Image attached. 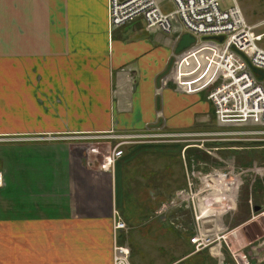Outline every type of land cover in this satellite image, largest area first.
Listing matches in <instances>:
<instances>
[{"label":"crops","instance_id":"0c3cea01","mask_svg":"<svg viewBox=\"0 0 264 264\" xmlns=\"http://www.w3.org/2000/svg\"><path fill=\"white\" fill-rule=\"evenodd\" d=\"M175 35L139 21L110 30L107 0H0V264H111L113 242L130 264H264V155L253 173L251 162L221 170L208 164L220 155H175L179 199L141 203L146 213L125 209L123 156L104 165L119 139L218 126L202 91L158 86ZM231 181L228 204L210 207L218 252H193L189 209L218 201L203 183ZM113 212L125 230L113 232Z\"/></svg>","mask_w":264,"mask_h":264},{"label":"built area","instance_id":"2783aa9c","mask_svg":"<svg viewBox=\"0 0 264 264\" xmlns=\"http://www.w3.org/2000/svg\"><path fill=\"white\" fill-rule=\"evenodd\" d=\"M229 1L232 5L221 10L219 0H107L108 28L139 21L145 31L176 34L174 42L181 34H189L194 44L178 54L171 53L169 70L159 79L158 86L164 87L169 82L176 91L184 93L207 89L205 99L211 105L218 126L264 128V76L259 79L251 71L253 68L264 72V49L256 45L261 35L254 34L253 27L244 21L236 0ZM215 37H221V41L211 39ZM121 145L115 144L104 157V165L109 166L110 171L122 155ZM192 175L191 171L190 174L185 172L186 189L179 191L185 199L184 195L191 194ZM232 183H203L202 188L218 185L215 190L218 201L210 199L209 208L203 210L193 207L192 233L188 238L193 252H218L224 236L219 230L217 215L210 207L228 204L226 191ZM260 214L264 217V209ZM206 218L210 221L208 225L203 224ZM125 229V223L113 212V232ZM128 255L125 246L113 242L111 264H130ZM232 258L237 264H250L244 256L237 257L238 262L234 256Z\"/></svg>","mask_w":264,"mask_h":264},{"label":"rangeland","instance_id":"374dc122","mask_svg":"<svg viewBox=\"0 0 264 264\" xmlns=\"http://www.w3.org/2000/svg\"><path fill=\"white\" fill-rule=\"evenodd\" d=\"M236 4L237 7L239 6L238 8L244 21L253 27L254 34L261 35V39L256 45L264 49V0H236ZM218 5L221 10H224L231 6L232 3L229 0H219ZM170 84L175 88L174 84ZM206 90H203L204 96ZM205 126L203 129H189L186 135L178 136L156 132L148 136L116 141L122 143L119 147L122 155L138 147V144L141 143L148 144L147 146H160L164 149L161 153L152 151L153 149L138 150L135 154L136 159L122 166V195L126 206L125 209H129L132 212L142 211L146 213L143 208H140L142 206L141 203L152 201L155 204L152 209L156 210L166 199L170 198L169 202L175 201L176 199L171 194L179 185V176L176 172L178 166L174 159L175 155H185L187 149L195 150L192 155H197V151H199V155H220L218 156L220 159L218 162L213 161L212 158L208 162L216 169L228 170L231 167L240 169L245 168L243 166L251 162L248 167L250 169L249 172L252 171L253 173L258 170L261 162H257L256 156L264 155V128L251 126L221 128V126L218 127L211 121ZM218 132L227 134H219L220 136H218ZM99 136L101 135H75L73 138L87 140L98 139ZM171 164L173 168L168 167ZM251 174H242L241 178L250 177ZM116 189L118 194L119 183H116ZM118 195H116V204L118 208H121V201ZM146 210L148 211V208ZM189 211L190 213L187 212L191 216L192 223L194 209H189ZM122 214L125 217V214Z\"/></svg>","mask_w":264,"mask_h":264},{"label":"water","instance_id":"95a60500","mask_svg":"<svg viewBox=\"0 0 264 264\" xmlns=\"http://www.w3.org/2000/svg\"><path fill=\"white\" fill-rule=\"evenodd\" d=\"M211 39H214L218 42L221 41V37H215V38H211ZM193 44H194V38L187 33H183L176 40L172 52H173V54H178V53L184 51L185 49L189 48ZM170 63H171V59H169L164 71L158 76L157 80H159L162 76H164L168 72L169 67H170ZM251 71H252V73L257 75V77L259 79L264 76V72H262V71H259V70L253 69V68H251Z\"/></svg>","mask_w":264,"mask_h":264},{"label":"trees","instance_id":"16d2710c","mask_svg":"<svg viewBox=\"0 0 264 264\" xmlns=\"http://www.w3.org/2000/svg\"><path fill=\"white\" fill-rule=\"evenodd\" d=\"M148 144H138V147H135V148H133L132 150H130V152H126V153H123V157H122V159H121V162L123 163V164H126L127 163V161L130 159V156L131 155H135L137 152H138V150L139 151H142V150H144V151H146V150H149V149H153L152 151H155V152H162V151H164V149L163 148H161L160 146H147ZM128 151V150H127ZM195 153V150H188L187 149V151H186V154L187 153H189V155H192V153ZM164 153V152H163ZM125 154V155H124ZM136 159V155L134 156V158H133V160H135ZM129 162V161H128ZM116 164V163H115ZM114 164V165H115Z\"/></svg>","mask_w":264,"mask_h":264},{"label":"bare ground","instance_id":"6f19581e","mask_svg":"<svg viewBox=\"0 0 264 264\" xmlns=\"http://www.w3.org/2000/svg\"><path fill=\"white\" fill-rule=\"evenodd\" d=\"M238 7H239V6H238ZM221 128H223V127H221ZM213 132H214V131H213ZM250 132H251V131H250ZM220 133H221V132H220ZM222 133H225V132H222ZM211 134H212V133H211ZM213 134H214V133H213ZM230 134H231V133H230ZM224 135H225V134H224ZM224 135H223V136H224ZM236 135H237V134H236ZM218 136H220V135H219V132H218ZM226 136H227V135H226ZM210 140H211V139H210ZM215 140H216V139H215ZM222 140H223V139H222ZM186 168H187V167H186ZM187 171H188V170H187ZM193 200H194V198H193ZM182 203H184V202H182ZM200 207H201V206H199V208H200ZM197 208H198V207H197ZM190 210H191V209H190Z\"/></svg>","mask_w":264,"mask_h":264}]
</instances>
